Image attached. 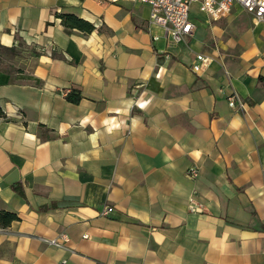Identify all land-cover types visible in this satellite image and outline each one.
Here are the masks:
<instances>
[{"label":"crops","instance_id":"crops-1","mask_svg":"<svg viewBox=\"0 0 264 264\" xmlns=\"http://www.w3.org/2000/svg\"><path fill=\"white\" fill-rule=\"evenodd\" d=\"M148 18L111 0H0V210L19 217L0 264H264V24L237 8L168 46ZM197 54L212 61L195 74ZM63 233L65 249L39 240Z\"/></svg>","mask_w":264,"mask_h":264},{"label":"built area","instance_id":"built-area-1","mask_svg":"<svg viewBox=\"0 0 264 264\" xmlns=\"http://www.w3.org/2000/svg\"><path fill=\"white\" fill-rule=\"evenodd\" d=\"M113 2H126L148 6L149 28L163 32L166 45H175L182 42L186 37L192 35L195 30L193 14L204 17L211 22L220 21L228 17L237 8L242 9L251 16L254 24H264V0H111ZM159 36L153 35L152 41H158ZM211 56L205 54L195 55L194 63L191 66L193 73L203 72L210 62ZM228 106L235 108L236 105L242 107V102L237 95L232 94L227 99ZM187 178L196 180L199 177V168L196 165L190 166L186 170ZM187 209L190 213H201L203 206L195 201L194 197L188 199ZM113 211L109 206L103 207L99 215L106 217ZM43 244L65 249L69 243L68 236L63 233L54 239H39ZM65 264V261L61 262Z\"/></svg>","mask_w":264,"mask_h":264},{"label":"trees","instance_id":"trees-1","mask_svg":"<svg viewBox=\"0 0 264 264\" xmlns=\"http://www.w3.org/2000/svg\"><path fill=\"white\" fill-rule=\"evenodd\" d=\"M57 17L61 19L62 24L68 29H76L81 32L90 33L93 30V27L72 14H57ZM264 81V79H260ZM81 97L79 94H73L72 92L67 95V100L72 104H78ZM12 190L17 193L19 196L23 195L21 185L14 184ZM19 217L12 212L0 210V229H5L11 225L12 222L18 221Z\"/></svg>","mask_w":264,"mask_h":264},{"label":"rangeland","instance_id":"rangeland-1","mask_svg":"<svg viewBox=\"0 0 264 264\" xmlns=\"http://www.w3.org/2000/svg\"><path fill=\"white\" fill-rule=\"evenodd\" d=\"M201 17H202V16H200V15H198V14H196L195 16H194V14H193V18H194L193 21H194V23H195V24H200V23H201V24H203V25H204V23L207 24L206 22H203V23H202V22L199 21V18H201Z\"/></svg>","mask_w":264,"mask_h":264}]
</instances>
